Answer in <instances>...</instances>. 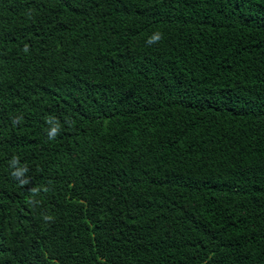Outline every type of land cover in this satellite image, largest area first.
<instances>
[{"label": "trees", "instance_id": "obj_1", "mask_svg": "<svg viewBox=\"0 0 264 264\" xmlns=\"http://www.w3.org/2000/svg\"><path fill=\"white\" fill-rule=\"evenodd\" d=\"M0 264H264V0H0Z\"/></svg>", "mask_w": 264, "mask_h": 264}, {"label": "clouds", "instance_id": "obj_2", "mask_svg": "<svg viewBox=\"0 0 264 264\" xmlns=\"http://www.w3.org/2000/svg\"><path fill=\"white\" fill-rule=\"evenodd\" d=\"M162 39V34L160 32H154L148 39L147 43L148 44H152L154 42H158ZM25 50H27L25 48ZM19 118H17L18 120ZM52 120H53V117H47L46 118V122L47 123H52ZM60 128V125H59V122L57 121L56 123V126L51 128L50 130H48V136H49V139H52L56 136L57 132H58V129ZM13 170L11 171L10 175L14 178H17L19 180V183L21 185H26L29 183V180L26 178L25 174L27 173L28 171V168L26 165L24 166H20L19 165V158L16 157V156H13L11 162H10V165H9ZM46 191V189H45ZM31 192L33 194H36L39 192V189L38 188H32L31 189ZM29 203H32L31 200H29ZM43 219L45 221H51L53 218L52 216L50 215H47L45 214L43 216Z\"/></svg>", "mask_w": 264, "mask_h": 264}]
</instances>
